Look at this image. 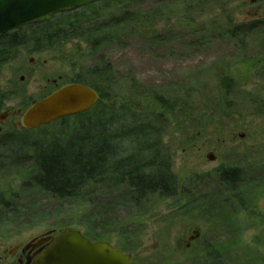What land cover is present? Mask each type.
<instances>
[{"label":"rangeland","instance_id":"rangeland-1","mask_svg":"<svg viewBox=\"0 0 264 264\" xmlns=\"http://www.w3.org/2000/svg\"><path fill=\"white\" fill-rule=\"evenodd\" d=\"M252 1L126 0L134 22L113 29L98 50L82 39L41 52L28 45L0 69V138L13 133L32 138L35 133L19 131L12 125L18 118L3 120L2 112H23L33 101L75 82V75L107 64L111 82L105 87L114 92L106 93V105L120 114L159 116L161 144L183 192L174 200L151 197L139 212L104 203L88 211L99 233H111L104 242L117 249L123 242L113 229L131 228L124 237L136 249L129 253L134 264H264V37H231L226 29L260 21L264 31V0ZM114 12H103L101 21ZM223 79L232 87L226 97L220 90ZM161 100L172 101V110L162 109ZM2 156H7L4 148ZM220 168L238 169L237 185L220 183ZM23 172L21 167L0 173V187L16 189ZM236 195L244 205L237 217ZM17 201L27 210L9 224L11 233L0 238V264H13L20 255L17 251L5 258L9 249L48 232L83 233L78 227H61L75 206L27 192H20ZM230 212L235 218L225 224L221 217ZM38 213L42 221L35 217ZM196 230L199 237L189 241Z\"/></svg>","mask_w":264,"mask_h":264},{"label":"trees","instance_id":"trees-1","mask_svg":"<svg viewBox=\"0 0 264 264\" xmlns=\"http://www.w3.org/2000/svg\"><path fill=\"white\" fill-rule=\"evenodd\" d=\"M125 1H100L70 13L55 15L47 23L0 35V69L18 49L28 45L35 52H41L60 43L82 39L89 49L98 50L111 39L113 29L120 31L134 22L132 18L135 15H127ZM113 9L114 14L106 22L101 21L103 12ZM140 18L143 21L147 19L146 16ZM261 24L254 21L229 25L226 29L231 37L237 33H261L258 38H262L264 31ZM110 73L111 68L107 64L102 68L93 67L85 76L75 75L73 83L89 86L100 96V101L88 112L31 131L35 132L32 138H25L20 133L1 136L0 148L5 149L7 156L0 157V173L21 167L24 172L16 189H8L5 185L0 187V238L11 233L8 234V228L12 221L24 217V210L27 209L17 204L20 192L33 193L37 198L47 197L52 199V203H67L78 208L68 210L69 217L63 219L61 227L81 228L83 235L91 241H105L111 233L102 234L95 229L98 225L96 219L88 215L90 209L104 203L112 209L139 212L149 204L151 197L157 201L174 200L183 192L161 144L159 133L162 132V123L158 122L159 116L120 114L106 105L110 100L106 93L114 92L111 91L112 86L105 87L111 82ZM220 90L225 97L230 95L232 87L228 79L222 80ZM186 93V98L190 95V100L191 94L187 90ZM3 100L4 96L0 97V109ZM176 100L179 102V99ZM160 105L165 111L174 107L172 101L161 100ZM216 172L223 185L234 187L240 180L238 169L220 168ZM255 195L249 198L251 204ZM240 199L237 195L233 198L232 203L237 206L236 215L230 212L221 217L225 224L237 217L238 211L243 212L244 205ZM223 209L231 210L227 206ZM41 214L35 216L39 221L44 219ZM130 229H113L123 242L121 244L119 240L121 245L118 248L126 253L136 250L133 244L128 246V239L124 237L129 235Z\"/></svg>","mask_w":264,"mask_h":264},{"label":"water","instance_id":"water-1","mask_svg":"<svg viewBox=\"0 0 264 264\" xmlns=\"http://www.w3.org/2000/svg\"><path fill=\"white\" fill-rule=\"evenodd\" d=\"M104 0H0V35L24 27L47 23L55 15L70 13ZM254 2V1H252ZM100 101L99 94L89 86L71 83L57 88L39 101H33L23 112H3L2 119L18 116L14 126L34 131L53 123L88 112ZM207 159L213 161L212 155ZM199 231H193V241ZM16 251L25 255L19 264H133L132 256L106 242H91L80 231L67 229L48 232L33 239L24 247L9 249L5 256ZM29 256V254H31Z\"/></svg>","mask_w":264,"mask_h":264},{"label":"flooded vegetation","instance_id":"flooded-vegetation-1","mask_svg":"<svg viewBox=\"0 0 264 264\" xmlns=\"http://www.w3.org/2000/svg\"><path fill=\"white\" fill-rule=\"evenodd\" d=\"M253 1H256V0H253ZM253 3V2H252ZM251 22H254V21H251ZM16 122H13L12 123V125L14 126V124H15ZM15 127V126H14ZM213 157V156H212ZM215 160V157H213V161ZM224 169V168H223ZM218 170V169H217ZM229 170V169H228ZM261 194H258V196L257 197H259ZM17 252V251H16ZM15 253V252H14ZM13 253V254H14ZM28 253H25V255H19L17 258H16V260H15V262L13 263V264H19L18 262L21 260L22 262H24L25 261V257H26V255H27ZM12 255V254H11ZM32 255V253L31 254H29V256H31ZM5 258H8V257H6L5 256ZM134 262V261H133Z\"/></svg>","mask_w":264,"mask_h":264}]
</instances>
